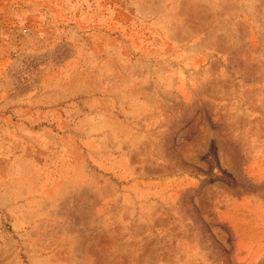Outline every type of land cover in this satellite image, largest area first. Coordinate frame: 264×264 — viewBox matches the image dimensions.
I'll return each mask as SVG.
<instances>
[{
  "label": "rangeland",
  "instance_id": "374dc122",
  "mask_svg": "<svg viewBox=\"0 0 264 264\" xmlns=\"http://www.w3.org/2000/svg\"><path fill=\"white\" fill-rule=\"evenodd\" d=\"M0 264H264V0H0Z\"/></svg>",
  "mask_w": 264,
  "mask_h": 264
},
{
  "label": "trees",
  "instance_id": "16d2710c",
  "mask_svg": "<svg viewBox=\"0 0 264 264\" xmlns=\"http://www.w3.org/2000/svg\"><path fill=\"white\" fill-rule=\"evenodd\" d=\"M209 151L212 154V156L215 157V150H214L213 145L209 147ZM220 172H221L220 176H215L214 178L210 179V181L219 180L228 186H233L234 181H233L231 173L227 172L224 169H220Z\"/></svg>",
  "mask_w": 264,
  "mask_h": 264
}]
</instances>
